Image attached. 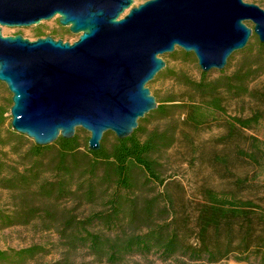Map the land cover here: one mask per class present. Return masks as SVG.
Masks as SVG:
<instances>
[{"label":"trees","instance_id":"trees-1","mask_svg":"<svg viewBox=\"0 0 264 264\" xmlns=\"http://www.w3.org/2000/svg\"><path fill=\"white\" fill-rule=\"evenodd\" d=\"M47 36L35 30V39ZM180 55L194 60L192 54ZM262 76L264 43L254 35L214 77L201 73L193 80L165 65L154 82L172 81L184 89L187 100L175 104L171 95L162 101L155 97L156 109L138 121L129 137L110 141L107 133L96 152L88 149L89 138L82 142L78 133L70 140L60 137L48 146L31 143L22 150L24 136L12 130L2 135L1 113L0 190L15 194L20 206L10 213L0 210V230L37 222L45 232L54 231L63 248L83 250L106 264L150 255L164 262L181 257L190 264H264V207L238 195L244 180L235 178L229 190L201 188L193 213L186 214L165 190L162 177V158L178 141L195 148L198 135L220 122L227 132L215 140L217 145L231 146L236 158L263 166L264 142L255 137L241 140L243 132L264 121V86L252 87ZM245 98L262 110L244 119H227V104ZM229 161L227 155H216L211 164L227 173ZM155 188L165 191L154 193ZM68 200L94 209L78 217L61 207ZM44 252L37 245L0 250V264H24Z\"/></svg>","mask_w":264,"mask_h":264},{"label":"water","instance_id":"water-1","mask_svg":"<svg viewBox=\"0 0 264 264\" xmlns=\"http://www.w3.org/2000/svg\"><path fill=\"white\" fill-rule=\"evenodd\" d=\"M0 0V83L11 94V129L37 146L89 133L129 137L154 111L147 85L165 68L163 55L192 54L202 73L222 72L254 35L264 43V10L244 0ZM126 11L127 14L121 17ZM58 18L78 35L34 41L3 36Z\"/></svg>","mask_w":264,"mask_h":264},{"label":"rangeland","instance_id":"rangeland-1","mask_svg":"<svg viewBox=\"0 0 264 264\" xmlns=\"http://www.w3.org/2000/svg\"><path fill=\"white\" fill-rule=\"evenodd\" d=\"M146 1L148 0H133L131 8ZM244 2L260 5L264 10V0H244ZM127 12L128 11H126L121 17L126 15ZM36 29H40L45 35H49L53 38L62 37L64 42L73 43L78 40V35L71 34L66 27L63 28L59 26L57 17L50 21H44L38 26H32L29 28H2V34L3 36H14L19 34L26 39L34 41L36 40L34 37ZM64 32H68V34L61 36ZM250 43L251 40L249 41V44ZM181 52L183 51L176 49L174 53L163 55L161 58L166 63L167 68L184 72L191 79L198 80L202 72L197 65L195 57L192 61L184 60L180 55ZM210 73L213 74L214 77L217 72ZM154 80L147 85V88L150 90L151 95L158 100L162 101L166 99L168 95H171L177 101L175 104L187 100L182 87L177 86L170 80L159 79L156 82H154ZM263 86L264 76L252 85V87L258 89ZM11 106V94L6 86L3 83H0V114L3 113L4 117L1 128L3 136H7L8 130H12L10 125ZM258 108H260L258 105L246 98L243 100L232 101L227 104V119H229V117L230 119L233 117L247 118ZM224 123L225 122H220L218 124L214 123L203 130L195 139V148H191L183 142L178 141L177 144L162 158V177L164 179L165 190L177 203L179 208L186 214L193 213L195 204L200 199L199 190L201 188H212L217 191L229 190L233 188L232 182L235 178L244 180L245 183L243 187L236 189L238 195L246 199L255 200L264 207V164L262 167H258L245 160L236 158L233 147L217 145L215 140L225 135L227 132ZM154 125L155 124L148 126V129H151ZM159 125L162 126V124ZM76 133L79 134L82 142L89 138V133L82 129H77ZM241 136V140L255 137L264 142V121L261 122L256 129L245 131ZM112 137H114V135L111 133V136L108 137L110 141L112 140ZM31 143H33V141L24 136V139L20 141V147L22 150H27ZM243 143L244 142L240 143V146L247 149V144ZM216 155L228 156L230 161L227 173H224L220 166L211 164V159ZM8 157L14 159V157H11L10 155ZM165 190L163 188H155L154 193L161 191L164 192ZM35 205L42 208L39 203H35ZM19 206L20 201L15 194L0 190V210L10 213L16 211ZM61 207L73 211L78 217L86 216L94 209L91 205L71 200L63 201ZM33 245L43 247L45 252L24 264H106L98 262L83 250L69 251L68 249L63 248L54 231L45 232L44 227H41L37 222H32L26 226H15L0 230L1 251H18ZM7 264L15 263L12 262ZM122 264L190 263H188L185 258L181 257L164 262L157 256L150 255L146 257H129ZM224 264L244 263H236L230 260Z\"/></svg>","mask_w":264,"mask_h":264}]
</instances>
